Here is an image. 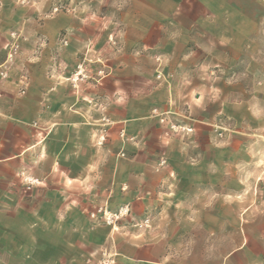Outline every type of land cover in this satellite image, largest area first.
<instances>
[{
	"label": "rangeland",
	"instance_id": "obj_1",
	"mask_svg": "<svg viewBox=\"0 0 264 264\" xmlns=\"http://www.w3.org/2000/svg\"><path fill=\"white\" fill-rule=\"evenodd\" d=\"M263 165L264 0H0V264H264Z\"/></svg>",
	"mask_w": 264,
	"mask_h": 264
},
{
	"label": "crops",
	"instance_id": "obj_2",
	"mask_svg": "<svg viewBox=\"0 0 264 264\" xmlns=\"http://www.w3.org/2000/svg\"><path fill=\"white\" fill-rule=\"evenodd\" d=\"M258 132L261 131V127L257 128ZM245 134V133H244ZM250 135H257L259 133H248ZM247 134V135H248ZM246 147V145H244ZM237 148L236 152L237 153ZM215 154V158H218V154H221L222 151H213ZM232 153V152H230ZM214 162L219 164V160L214 159ZM237 165V164H236ZM213 211H210L208 213H211V219L214 220V223L212 225V232H209V237L212 236L213 239L221 238L223 236L222 231L226 230L227 234L225 233L224 236H227L230 239L239 240V244L231 249L229 252L226 253L225 256H238L242 254H249L250 256H261L264 257V203L258 205L256 216L254 218H248L243 219L239 218V211L237 208L234 207H213ZM210 209V210H212ZM206 213V212H205ZM229 214L230 215V223L229 226H226L227 218L222 215ZM188 227L192 226V229H182L178 231H183V236L185 233L188 234V236L191 234V232H194V235L196 236L197 233L201 232L200 226H205V230H210V224L208 222H197V223H187ZM226 226V227H225ZM187 230V232H186ZM196 232V233H195ZM182 236V237H183ZM185 256V255H184ZM197 257V259H201L202 255L200 252H194L193 255L190 257L188 256L186 258V261H189L193 259L192 257ZM184 258V257H182ZM147 257H139V261H147ZM190 264V263H189ZM191 264H200V261L197 262H191Z\"/></svg>",
	"mask_w": 264,
	"mask_h": 264
},
{
	"label": "built area",
	"instance_id": "obj_3",
	"mask_svg": "<svg viewBox=\"0 0 264 264\" xmlns=\"http://www.w3.org/2000/svg\"><path fill=\"white\" fill-rule=\"evenodd\" d=\"M263 180H264V165L262 166Z\"/></svg>",
	"mask_w": 264,
	"mask_h": 264
}]
</instances>
